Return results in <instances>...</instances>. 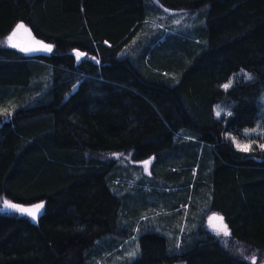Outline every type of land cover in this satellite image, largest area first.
Instances as JSON below:
<instances>
[{
	"label": "trees",
	"instance_id": "16d2710c",
	"mask_svg": "<svg viewBox=\"0 0 264 264\" xmlns=\"http://www.w3.org/2000/svg\"><path fill=\"white\" fill-rule=\"evenodd\" d=\"M153 2L192 15L190 25L150 33ZM19 23L52 51L5 46ZM12 85L22 90L0 112V197L43 208L36 224L0 208V264L96 262L144 214L165 209L173 221L182 204L188 223L203 206L230 235L200 222L172 251L143 221L128 264H264V148L230 140L264 129V0H0V88ZM126 151L152 158L161 181L122 193L119 165L104 156ZM166 193L176 201H154Z\"/></svg>",
	"mask_w": 264,
	"mask_h": 264
},
{
	"label": "rangeland",
	"instance_id": "374dc122",
	"mask_svg": "<svg viewBox=\"0 0 264 264\" xmlns=\"http://www.w3.org/2000/svg\"><path fill=\"white\" fill-rule=\"evenodd\" d=\"M154 6L156 8V16L153 17L152 19H150L148 21V26L147 28L149 29L150 33H153L154 31L158 30V29H163L168 31V29H172L175 30L179 27H187L188 25H190L193 16L185 13V12H181V11H174V10H169L166 9L162 6H160L157 2H153ZM21 24V23H19ZM18 25V24H17ZM16 25V26H17ZM24 25V24H23ZM25 28L27 29V31H25L24 29H20L19 31H17V34L15 35V37L13 38V43H15L17 45V47H13L15 49L19 48H30V47H37V45H35V41H39L36 40L35 38H33L32 34L30 33V30L28 29V27L26 25H24ZM16 31V27L15 29L4 39L3 44L5 46H9L7 38L14 32ZM42 42V41H41ZM44 43V42H42ZM46 44V43H44ZM135 50V45L131 44V47L124 49L121 53H119V55L125 54V53H133V51ZM22 51V50H21ZM24 54L27 55H31L34 53H44L46 51H22ZM82 53L78 50H73V53L75 55V58L77 61H79L83 55H81L79 57V59L77 58L76 53ZM83 54V53H82ZM241 74V72L238 73V75ZM48 75H45L43 77H40L39 80L43 81V85H44V81H46ZM232 78V77H231ZM226 82L224 85L229 84V86H231L234 77ZM223 85V88H225ZM17 90H22L21 86H8V88L6 90H2L0 88V94L1 93H5V95L0 98V104L2 102L7 103V105L3 108L0 107V112L4 113L7 110H9V108L11 109L14 105V98L12 99L10 96V92H15ZM26 92L25 94V98H21V101H29L28 98L32 97V95H34V92H31L32 90H25ZM7 93V94H6ZM32 94V95H31ZM16 97V96H15ZM263 102H264V96L262 98ZM24 102V103H25ZM217 112L221 114H227L228 113V107L225 104L222 105H216L214 108V113L217 116ZM244 135L247 137V140H240L234 137H230V140L232 141V143L234 144V146L238 149L237 144L243 146V145H250L251 146H257L260 148L261 145H264V129L261 127H256L254 129H250V130H246ZM262 148V147H261ZM105 158L108 159H115L119 165L118 169H117V180L116 183H118V188L121 189L122 193H128L130 194L131 191H133V186H137L139 184H141L142 182L143 185L142 187V191H147L149 190L152 186L150 185V181L152 183H159V179H156L155 176L152 174V171L150 169L151 164L153 159L152 158H147L145 160L142 161H134L131 159V151H126V152H114V153H108L104 156ZM145 162H149L147 164V166H145ZM193 172H195V170L193 169ZM154 180V181H153ZM140 182V183H139ZM160 189V188H159ZM171 188L166 186V188L160 189L159 191H169ZM134 196V195H133ZM136 196V195H135ZM134 196V199L137 198ZM145 200L148 201H153L151 200L149 197H144ZM4 200H7L5 197H0V208H3L4 210H13V209H5L4 208ZM155 202L158 201L162 206L164 205H170L171 203L175 202L176 200L172 197H168L167 193L164 196L158 197L154 200ZM10 202V201H9ZM31 207V206H29ZM202 207L203 211L205 209V207L200 206V208ZM178 212L176 213V217L173 221H170V212L165 210V209H160V210H156L152 213H146L143 215L142 220L140 221H146V222H150L152 223L151 226L149 227L150 229H154V230H164L167 234L168 237V245L170 247V249H172V251H177L179 250V245H180V234L182 232H186L188 233L189 228H191L192 224L187 222V214L189 212V208L188 206L185 205H180L177 208ZM200 212V209H199ZM202 213V212H200ZM194 216V214H193ZM222 217L220 214H218L217 212H206L205 215L203 216L200 215L197 219L194 220V222L196 224H199L201 222V227H204L209 233L214 234L215 236H220L223 233L221 232L219 235H217V229L219 228L220 222L216 219H210V217ZM140 223H135V226L133 228L132 232H126V236L123 238L122 235H120L119 237H116V242H121V244L114 248L111 251H107L105 253L102 254V256H100L99 258H97L98 261H94L91 260L88 262V264H128L130 263L134 258H136L139 255V240L138 237L141 234V226ZM224 223V221H223ZM194 224V225H196ZM225 224V223H224ZM101 241V240H100ZM99 242V241H98ZM115 242V240H114ZM103 244V243H102ZM174 248V249H173ZM95 259V258H93ZM175 264H184L183 262H178Z\"/></svg>",
	"mask_w": 264,
	"mask_h": 264
},
{
	"label": "snow or ice",
	"instance_id": "6c2138e0",
	"mask_svg": "<svg viewBox=\"0 0 264 264\" xmlns=\"http://www.w3.org/2000/svg\"><path fill=\"white\" fill-rule=\"evenodd\" d=\"M20 29H24L25 31H27V29L25 28V26L21 23L18 24L16 26V31H14L8 38V44L11 47H17V45L15 43H13V38L15 37V35L17 34V31H19ZM35 45H37V47H30V48H22V51H46V52H50L52 51V46L48 45V44H44L41 41H35ZM77 58L79 59V57L81 55H83L82 53L77 52L76 53ZM245 76V78L247 79H251V76L248 75L247 73L243 74ZM225 89H227L229 87V84L224 85ZM220 113L217 112V116H219ZM237 147L239 150L241 151H249L250 149V145H239L237 144ZM260 147L264 148V145H261ZM149 162H145V166H147ZM4 204V208L5 209H13L15 211L20 212L21 214H26L28 216H30L32 218L33 221H35L37 219V215L38 213H40V210L43 208V203H39V204H35L31 207H23L14 203L9 202L8 200H4L3 202ZM210 219H216L220 222L219 228L217 229V235H219L221 232L223 233L224 236H229L230 232L227 228V225L223 223V217H210ZM252 264H256V258L253 257L252 258Z\"/></svg>",
	"mask_w": 264,
	"mask_h": 264
},
{
	"label": "crops",
	"instance_id": "0c3cea01",
	"mask_svg": "<svg viewBox=\"0 0 264 264\" xmlns=\"http://www.w3.org/2000/svg\"><path fill=\"white\" fill-rule=\"evenodd\" d=\"M201 205V204H200ZM200 212H202L203 213V209H202V207L200 208ZM199 212V214L197 215V217L196 218H198L200 215H202V213H200ZM194 224H196L195 222H193L192 223V227L191 228H189V231H188V233L190 232V234L192 233H194V231H195V229H196V227H195V225ZM197 225V224H196Z\"/></svg>",
	"mask_w": 264,
	"mask_h": 264
},
{
	"label": "water",
	"instance_id": "95a60500",
	"mask_svg": "<svg viewBox=\"0 0 264 264\" xmlns=\"http://www.w3.org/2000/svg\"><path fill=\"white\" fill-rule=\"evenodd\" d=\"M30 218H31V217H30ZM37 219H38V216H37ZM37 219H36L35 221H33L32 218H31V223H32V224H36V223H37Z\"/></svg>",
	"mask_w": 264,
	"mask_h": 264
}]
</instances>
